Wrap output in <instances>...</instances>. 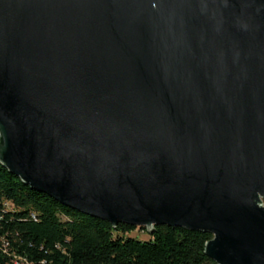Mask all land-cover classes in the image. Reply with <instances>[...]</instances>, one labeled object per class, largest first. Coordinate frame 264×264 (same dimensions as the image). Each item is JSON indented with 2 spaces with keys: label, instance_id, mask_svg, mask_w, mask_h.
Masks as SVG:
<instances>
[{
  "label": "water",
  "instance_id": "95a60500",
  "mask_svg": "<svg viewBox=\"0 0 264 264\" xmlns=\"http://www.w3.org/2000/svg\"><path fill=\"white\" fill-rule=\"evenodd\" d=\"M0 163L113 227L264 264V0H0Z\"/></svg>",
  "mask_w": 264,
  "mask_h": 264
},
{
  "label": "trees",
  "instance_id": "16d2710c",
  "mask_svg": "<svg viewBox=\"0 0 264 264\" xmlns=\"http://www.w3.org/2000/svg\"><path fill=\"white\" fill-rule=\"evenodd\" d=\"M134 228L67 207L0 163V264H217L209 232L156 225L139 239Z\"/></svg>",
  "mask_w": 264,
  "mask_h": 264
},
{
  "label": "rangeland",
  "instance_id": "374dc122",
  "mask_svg": "<svg viewBox=\"0 0 264 264\" xmlns=\"http://www.w3.org/2000/svg\"><path fill=\"white\" fill-rule=\"evenodd\" d=\"M127 235L139 238V239H147L149 238V233L140 227H135L131 231L127 233Z\"/></svg>",
  "mask_w": 264,
  "mask_h": 264
}]
</instances>
